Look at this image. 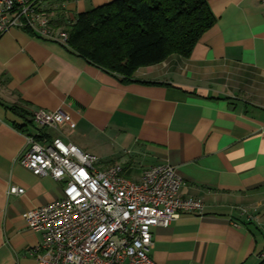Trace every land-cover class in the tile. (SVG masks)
I'll use <instances>...</instances> for the list:
<instances>
[{"label":"crops","instance_id":"1","mask_svg":"<svg viewBox=\"0 0 264 264\" xmlns=\"http://www.w3.org/2000/svg\"><path fill=\"white\" fill-rule=\"evenodd\" d=\"M113 1L34 0L57 31ZM205 1L216 21L190 56L129 83L25 29L0 37V264H35L41 236L23 214L61 197L62 183L19 164L28 136L72 143L134 182L154 165L176 169L179 195L204 209L152 229L153 263L264 262V0ZM40 110L64 111L74 127L43 130L31 119Z\"/></svg>","mask_w":264,"mask_h":264},{"label":"built area","instance_id":"2","mask_svg":"<svg viewBox=\"0 0 264 264\" xmlns=\"http://www.w3.org/2000/svg\"><path fill=\"white\" fill-rule=\"evenodd\" d=\"M12 28L67 46L68 34L57 31L34 0H0V37ZM32 122L49 130L73 128L62 110L34 112ZM19 164L36 177L62 183L61 197L23 214L41 241L29 251L35 264H155L148 254L153 228H166L183 214H201L200 200L179 195L183 179L168 164L146 168L138 182L120 164L101 168L95 156L60 138L40 142L27 137ZM8 195L22 188L9 187Z\"/></svg>","mask_w":264,"mask_h":264},{"label":"trees","instance_id":"3","mask_svg":"<svg viewBox=\"0 0 264 264\" xmlns=\"http://www.w3.org/2000/svg\"><path fill=\"white\" fill-rule=\"evenodd\" d=\"M215 21L205 0H114L80 14L63 47L129 83L139 68L172 54L188 58Z\"/></svg>","mask_w":264,"mask_h":264}]
</instances>
